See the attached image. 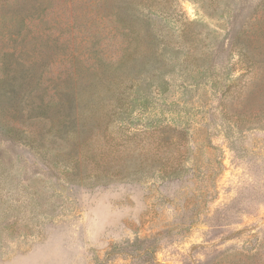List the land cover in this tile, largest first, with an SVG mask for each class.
<instances>
[{"label":"rangeland","instance_id":"obj_1","mask_svg":"<svg viewBox=\"0 0 264 264\" xmlns=\"http://www.w3.org/2000/svg\"><path fill=\"white\" fill-rule=\"evenodd\" d=\"M22 2L0 77L14 44L38 74L0 116V264H264V0ZM87 85L66 129L37 115Z\"/></svg>","mask_w":264,"mask_h":264},{"label":"trees","instance_id":"obj_2","mask_svg":"<svg viewBox=\"0 0 264 264\" xmlns=\"http://www.w3.org/2000/svg\"><path fill=\"white\" fill-rule=\"evenodd\" d=\"M0 3L2 4L3 10V12L1 13L3 22L1 24H4V22L8 20V22L14 21L16 25H23L29 15L19 14L23 12H31L38 9L32 3H23L22 0H0ZM18 19H21L19 24H17ZM13 35L14 36L10 35L8 40H12L13 42L17 43L20 40V44H24L25 40H27L31 34L29 29L23 32L22 27H20L18 28V33H15ZM35 37V34H33V38ZM46 45L48 47L49 59H51L47 65V68L49 70V67L51 68L55 60L57 59V48L60 45V41L57 37L53 38L52 35L49 34V36L47 35ZM18 48V45L14 44L13 50L11 47H9L8 50H4V55L13 57L15 56L17 59L14 58V60L13 57H9L7 61H3L2 63L3 74L0 77L1 120L7 119L8 117L12 119V117L21 114L22 110L20 112L18 108V95L20 94V91L23 90V87H29L33 83L34 79L36 78V74H38V68L36 66L32 64H26L23 60L24 58L22 59V57L15 54L18 51ZM70 76L71 75H69L68 77ZM99 79L101 83L105 82L104 77H99ZM85 89L86 91L83 93V95L81 93L77 95L78 97H75L70 94V88H66L62 91L61 95L59 94V98L57 99H54V97L52 99L51 97V99L47 102L41 100V102H38V104L34 103V106L37 107V115L41 116L42 114H47L51 105L59 106L60 109H66L68 112L61 115L60 119H58L57 121L60 127L57 131L66 129L69 125L73 124L67 123V119H69L72 116V113H74V107L78 106L76 105V103L82 106H89L94 103L93 99L95 98V95H100L96 86L92 87L87 85ZM122 100L123 98H120V101ZM12 121L14 120L12 119ZM23 125L24 122H20V126H11L10 129H8V132L13 131L15 133L12 135L14 137H19V134L27 132L25 129L23 130L20 128Z\"/></svg>","mask_w":264,"mask_h":264}]
</instances>
